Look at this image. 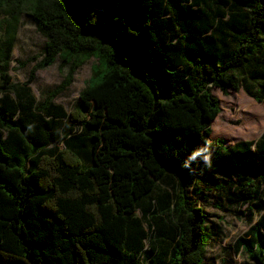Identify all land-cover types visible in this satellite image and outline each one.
<instances>
[{"label":"trees","instance_id":"obj_1","mask_svg":"<svg viewBox=\"0 0 264 264\" xmlns=\"http://www.w3.org/2000/svg\"><path fill=\"white\" fill-rule=\"evenodd\" d=\"M101 6L98 22L85 0H0V264H206L224 219L209 205L260 215L237 250L264 264V133L211 141L215 88L264 104V0ZM24 15L44 45L16 62ZM90 61L67 112L55 100Z\"/></svg>","mask_w":264,"mask_h":264},{"label":"rangeland","instance_id":"obj_2","mask_svg":"<svg viewBox=\"0 0 264 264\" xmlns=\"http://www.w3.org/2000/svg\"><path fill=\"white\" fill-rule=\"evenodd\" d=\"M89 3V12L92 19L100 22L102 19L101 0H85ZM91 3V4H90ZM88 6V5H87ZM121 10V7H118ZM1 36V35H0ZM44 45V39L36 32V27L28 15L22 18V26L18 35L17 46L14 51V60L24 61L29 56L38 53ZM94 61L88 62L75 76V81L70 88L60 95L55 103L64 107L69 112L79 101L80 92L85 88V83L91 76V66ZM13 67H17L14 63ZM31 66L12 72L15 83H24L29 75ZM66 72L61 73L58 64L38 73L32 85V91L37 99L53 89L63 81ZM214 95L220 100L221 114L212 124L211 140L224 138L229 143L241 140H256L264 132V104H259L243 91H231L224 95L219 89L213 90ZM61 148H63L61 144ZM211 214L223 217L220 237L217 242L212 241L209 247L206 264H256L247 254H240L237 250L239 238L249 239L247 232L260 219L254 216L249 221L246 216H235L229 212H220L212 205L206 207ZM245 210V207L241 209ZM218 222L217 217H213Z\"/></svg>","mask_w":264,"mask_h":264},{"label":"clouds","instance_id":"obj_3","mask_svg":"<svg viewBox=\"0 0 264 264\" xmlns=\"http://www.w3.org/2000/svg\"><path fill=\"white\" fill-rule=\"evenodd\" d=\"M206 151H207L206 148H202V149H200L199 151H197L196 153L193 154L192 159H195L197 156L202 155V153H204V152H206ZM204 159H205V161L207 162L209 158H208V156H204Z\"/></svg>","mask_w":264,"mask_h":264},{"label":"crops","instance_id":"obj_4","mask_svg":"<svg viewBox=\"0 0 264 264\" xmlns=\"http://www.w3.org/2000/svg\"><path fill=\"white\" fill-rule=\"evenodd\" d=\"M263 133H264V132H263ZM263 133H262V134H263ZM262 134H261V135H262ZM260 137H261V136H260ZM260 137H259V138H260ZM222 139H224V138H222ZM225 140H226V139H225ZM211 141H212V140H211ZM241 141H249V140H241ZM227 142H228V141H227ZM237 142H239V141H237ZM237 142H234V143H229V142H228V145H234V144L237 143ZM213 215H215V214H213Z\"/></svg>","mask_w":264,"mask_h":264}]
</instances>
